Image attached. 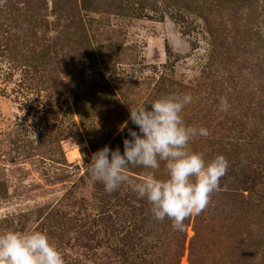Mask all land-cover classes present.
I'll return each mask as SVG.
<instances>
[{"label":"rangeland","instance_id":"374dc122","mask_svg":"<svg viewBox=\"0 0 264 264\" xmlns=\"http://www.w3.org/2000/svg\"><path fill=\"white\" fill-rule=\"evenodd\" d=\"M170 94H190L183 120L209 131L189 149L229 162L184 231L87 168L105 145L123 152L131 105ZM126 172L168 178L164 161ZM8 230L45 232L64 264H264V0H0Z\"/></svg>","mask_w":264,"mask_h":264},{"label":"clouds","instance_id":"9594fccd","mask_svg":"<svg viewBox=\"0 0 264 264\" xmlns=\"http://www.w3.org/2000/svg\"><path fill=\"white\" fill-rule=\"evenodd\" d=\"M191 102L190 94H170L153 101L150 107L131 105L129 120L136 127L128 129L123 152L105 145L87 163L90 178L102 182L105 191L111 193L129 184L139 198L150 202L155 219L168 218L179 231L185 230V219L199 215L208 206L229 165L223 155L205 160L203 154L189 149L194 136L209 135L207 128L197 129L183 120L182 113ZM220 108L228 110L226 98H221ZM127 127L125 121L121 131ZM161 161L166 163V180L157 179L151 172L142 180L127 175L129 166L156 170ZM0 264H64V259L45 232L8 230L0 232Z\"/></svg>","mask_w":264,"mask_h":264}]
</instances>
